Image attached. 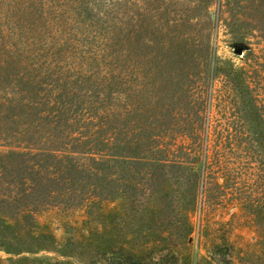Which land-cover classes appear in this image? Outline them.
<instances>
[{"label":"trees","instance_id":"1","mask_svg":"<svg viewBox=\"0 0 264 264\" xmlns=\"http://www.w3.org/2000/svg\"><path fill=\"white\" fill-rule=\"evenodd\" d=\"M195 3L189 44L186 12L163 32L130 0H0V264H240L226 216L264 188V31L222 57L220 28L234 51L259 18Z\"/></svg>","mask_w":264,"mask_h":264},{"label":"rangeland","instance_id":"2","mask_svg":"<svg viewBox=\"0 0 264 264\" xmlns=\"http://www.w3.org/2000/svg\"><path fill=\"white\" fill-rule=\"evenodd\" d=\"M212 1V0H211ZM244 3V6L252 7V10H255L256 15L258 16L259 20L258 22L251 23L248 21L240 22L238 21L237 24H241V33H245L244 31L247 30V33H245V39H243L242 42H235L234 46L236 47L234 51H231L227 47L226 44V35L223 31V27L220 28L218 31V38H217V46H218V54L222 57H225L227 59H231L234 61H239L241 53V49L246 45L245 41L250 40L246 38H251V41L249 42H255L256 40L252 39L253 35H248L255 28H259L260 32L261 30L264 31V0H242ZM176 2V6H171L170 4ZM196 0H130V17L131 20L129 21V24L132 26L134 23L137 24V22L133 19L137 18V12L138 14H143V18L145 20L144 25L147 26V30H151L153 24H163V32L167 29H172L173 26L166 27L165 18L166 16H171V13L178 14L186 12L185 18H188V22H179L182 23V28L187 35V37H183L181 40V43L184 42V39L187 41V43L192 44L193 41H188V37L195 36V32L198 29L197 22L195 20L196 13H198V9L196 7ZM170 3V4H169ZM159 5V7H158ZM213 10V6L210 8V11ZM209 11V12H210ZM158 12H162V18H160V21H157V15ZM208 12V13H209ZM250 17L254 13L247 12ZM154 16V17H153ZM231 16V15H229ZM173 18H179V16L174 15ZM230 19V18H229ZM246 19V18H245ZM206 23L201 26V28H205L206 30ZM177 30V29H176ZM168 36V35H166ZM203 39L206 41V38L203 37ZM210 40V39H209ZM178 41V40H177ZM212 41V39H211ZM208 42V41H207ZM145 45V43H143ZM239 48L240 52H236V49ZM167 121H171V119H168ZM177 122H183L184 120L182 118L176 120ZM252 187L247 189L246 191H250L252 196H255L257 202V207H254V214L252 216L247 215L249 210L248 209H242L238 210V212L232 214L231 216L227 215L226 218L230 217L231 225L229 226V233H227V238L231 241L232 247L235 249L237 258L240 262V264H264V212L262 205L264 204V188L262 184L259 183V181L254 182L250 181ZM234 209L231 207L228 209V213L233 212ZM47 218V217H46ZM44 218V220L46 219ZM138 229V223L135 222V224L132 227H129L126 229L127 232V240H130L132 237L136 236ZM144 229V227L142 228ZM57 236H60L61 231L56 232ZM61 238V237H60ZM59 238V239H60ZM223 242V241H221ZM116 245L120 246L122 245V238L119 239V241L116 242ZM128 246V245H127ZM20 254L16 255L14 259H20L19 262H22L23 259H21L22 256L24 257H31L30 254H28L24 249H21ZM194 253L197 257L203 255L206 253L204 249H198L197 247H194ZM40 258L43 257L44 253L41 250L37 249L36 253ZM0 256L2 258L7 257L8 255L4 253L2 250H0Z\"/></svg>","mask_w":264,"mask_h":264},{"label":"water","instance_id":"3","mask_svg":"<svg viewBox=\"0 0 264 264\" xmlns=\"http://www.w3.org/2000/svg\"><path fill=\"white\" fill-rule=\"evenodd\" d=\"M236 52H238V53H239V52H240V49H239V48H237V49H236Z\"/></svg>","mask_w":264,"mask_h":264}]
</instances>
